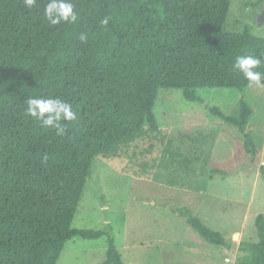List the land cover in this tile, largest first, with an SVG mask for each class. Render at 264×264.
Returning <instances> with one entry per match:
<instances>
[{
    "label": "trees",
    "instance_id": "trees-1",
    "mask_svg": "<svg viewBox=\"0 0 264 264\" xmlns=\"http://www.w3.org/2000/svg\"><path fill=\"white\" fill-rule=\"evenodd\" d=\"M45 3L29 10L23 0H0V264H57L71 238L108 235L72 227L93 159L124 158L134 175L151 177L157 149L173 161L182 157L175 136L156 122L159 88L182 89L188 100L202 87L243 90L248 82L233 70L236 56L264 58V38L249 25L225 30L230 0H74L77 22L58 26L43 17ZM105 17L107 26L100 23ZM49 95L77 112L63 137L26 115L30 96ZM211 112L235 125L247 153L258 159L246 133L248 105L242 102L238 118ZM187 134L179 135L194 136ZM140 139L148 146L139 147ZM145 155L154 156L147 161ZM185 213L207 241L236 252V264H264V214L255 221L258 241L237 247ZM99 264L125 263L111 242Z\"/></svg>",
    "mask_w": 264,
    "mask_h": 264
},
{
    "label": "rangeland",
    "instance_id": "rangeland-1",
    "mask_svg": "<svg viewBox=\"0 0 264 264\" xmlns=\"http://www.w3.org/2000/svg\"><path fill=\"white\" fill-rule=\"evenodd\" d=\"M230 2L225 30L240 32L249 25L254 35L264 38V28L257 32V26L264 27L257 20L264 3ZM194 91L196 100H188L182 89L161 87L153 107L159 127L175 136L174 151L182 154L177 162L157 149L153 175L138 177L124 158L93 159L72 227L106 230L108 235L71 238L57 264L102 263L111 242L125 264H236L237 253L207 241L188 223L186 209L237 247L258 241L255 221L264 214V87ZM243 101L252 111L246 133L258 159L245 150L244 134L211 112L218 108L238 118ZM181 132L194 136L183 140ZM137 144L148 146L144 139ZM139 147L134 148L138 155ZM151 156L140 157L151 161ZM185 157L190 162L181 167Z\"/></svg>",
    "mask_w": 264,
    "mask_h": 264
},
{
    "label": "clouds",
    "instance_id": "clouds-1",
    "mask_svg": "<svg viewBox=\"0 0 264 264\" xmlns=\"http://www.w3.org/2000/svg\"><path fill=\"white\" fill-rule=\"evenodd\" d=\"M24 6L31 10L38 7V0H23ZM43 17L50 26L76 23L79 13L74 0H46L43 6ZM110 17L103 18L100 23L109 24ZM264 27L257 26V32ZM80 40L86 41L87 35L80 34ZM233 70L242 74L248 86L264 87V58L255 54L238 55ZM26 115L37 120L43 128L53 129L56 135L63 137L67 132V123L77 119L73 105L57 96H30L26 102ZM239 239V237H234Z\"/></svg>",
    "mask_w": 264,
    "mask_h": 264
},
{
    "label": "water",
    "instance_id": "water-1",
    "mask_svg": "<svg viewBox=\"0 0 264 264\" xmlns=\"http://www.w3.org/2000/svg\"><path fill=\"white\" fill-rule=\"evenodd\" d=\"M257 20H258V22L264 23V10H262L261 13L258 15Z\"/></svg>",
    "mask_w": 264,
    "mask_h": 264
}]
</instances>
